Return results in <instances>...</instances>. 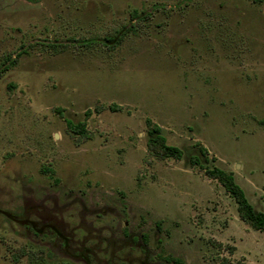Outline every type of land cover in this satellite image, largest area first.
<instances>
[{
    "label": "rangeland",
    "instance_id": "374dc122",
    "mask_svg": "<svg viewBox=\"0 0 264 264\" xmlns=\"http://www.w3.org/2000/svg\"><path fill=\"white\" fill-rule=\"evenodd\" d=\"M214 167L263 210L264 0H0V264H264Z\"/></svg>",
    "mask_w": 264,
    "mask_h": 264
},
{
    "label": "trees",
    "instance_id": "16d2710c",
    "mask_svg": "<svg viewBox=\"0 0 264 264\" xmlns=\"http://www.w3.org/2000/svg\"><path fill=\"white\" fill-rule=\"evenodd\" d=\"M254 2H261L263 0H252ZM67 126L73 133L83 136L87 135L83 122L74 124L67 121ZM147 126V148L154 155L161 158H174L180 159L183 156V151L166 143L165 138L160 133V128L154 124L150 119H146ZM205 149L198 148V153L189 155V162L191 165H201V155L205 154ZM201 154V155H200ZM206 175L215 179L224 188V190L233 198L236 203L239 218L249 225L252 229L264 232V199L263 210H256L254 206L248 201L243 189L236 183L232 173L226 172L220 168L214 167L212 169H205ZM232 250V248L230 249ZM175 264H185L181 259L166 258ZM218 264H241L239 261H232L228 258H219Z\"/></svg>",
    "mask_w": 264,
    "mask_h": 264
},
{
    "label": "crops",
    "instance_id": "0c3cea01",
    "mask_svg": "<svg viewBox=\"0 0 264 264\" xmlns=\"http://www.w3.org/2000/svg\"><path fill=\"white\" fill-rule=\"evenodd\" d=\"M242 189H243V191L245 192V194H246V191H245V189L242 187V185H239ZM246 197H247V199L249 198L248 197V195H246ZM249 200V199H248Z\"/></svg>",
    "mask_w": 264,
    "mask_h": 264
},
{
    "label": "flooded vegetation",
    "instance_id": "af4514ba",
    "mask_svg": "<svg viewBox=\"0 0 264 264\" xmlns=\"http://www.w3.org/2000/svg\"><path fill=\"white\" fill-rule=\"evenodd\" d=\"M177 259H179V258H177ZM167 260V259H166ZM169 261V260H168ZM183 261V260H182ZM172 262V261H171ZM184 262V261H183ZM174 263V262H173ZM175 264V263H174ZM186 264V263H185Z\"/></svg>",
    "mask_w": 264,
    "mask_h": 264
}]
</instances>
